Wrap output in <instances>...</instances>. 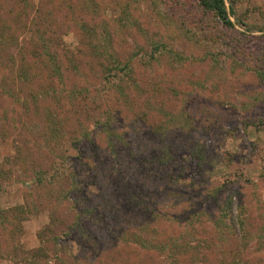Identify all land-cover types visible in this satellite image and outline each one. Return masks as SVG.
Wrapping results in <instances>:
<instances>
[{"label": "rangeland", "instance_id": "rangeland-1", "mask_svg": "<svg viewBox=\"0 0 264 264\" xmlns=\"http://www.w3.org/2000/svg\"><path fill=\"white\" fill-rule=\"evenodd\" d=\"M31 1L35 6L32 10L35 16L42 2L44 12L50 17L52 15L58 18L62 13L67 14L69 32L60 33L59 36L62 38L63 47L76 54L74 57L81 67L76 75L69 74L65 82V92H71L72 85L76 84L77 88L83 91L81 96L86 100V107L84 108L83 103L78 101L77 98L81 100V97L77 95L71 99L67 94L64 99L61 97L59 104L52 102L58 106L63 105L60 110L69 115H72L76 108L87 109L88 116H82V126L79 129L71 128L67 124L57 147L48 148L38 133H32L27 140L23 141L25 137L21 135L27 136L28 127L29 131L33 130L34 127L29 126V122L33 121L29 118V111L25 117L27 109L21 106V101V103L16 102L11 95H4L3 91L1 93L4 88L8 89L4 80H7L11 67L5 63L7 57L1 55L3 62L0 67V171L4 175L0 179V211L12 212L10 220L17 224L16 235L22 248L27 251L42 249L43 253L48 255L50 263L59 264L55 261L56 257L48 253L53 247L52 242L42 235L49 221L50 208L56 207L57 216L59 213H65L67 220L71 221V217L76 212L79 213L86 207L92 209L95 206L96 208L100 195L106 192L109 201L115 200L117 204L115 210L120 211L123 206L118 204L123 202L122 193L126 187L143 191V188L147 186L143 177L148 172L151 176H155L163 171L156 169V164L150 161L152 154L155 155L156 152L145 151L144 147L148 142L150 143L153 130L166 121L169 114L174 115L181 110L191 114L199 112L202 122L211 126L205 136L208 160L201 178L203 187L193 190V195L200 198L208 188L220 187L224 183L228 186L229 193L234 194V214L241 210V216L247 219L248 231L255 235L258 228L264 226V125L259 126L258 129L249 127L247 132H244L241 120L259 124V121L264 119V102L259 100L260 103H257L259 101L253 100L255 95L264 94V88L256 87L258 78L253 75L254 69L264 71V0H245L236 4L235 17L244 21L247 29L238 26L235 17H231V20L235 24V30L245 34L246 51L241 54H232L230 48L217 49L223 62L229 55L236 59L233 65L235 70L232 73L224 76L211 64L205 66L185 63L183 70L178 72L176 68L177 71L174 74L177 72L182 74V78L190 80V83L181 84L177 89L176 86L169 85L163 87L157 85L153 88L156 77L167 70L165 64L150 68L135 63L134 78L140 83L145 93L138 94L132 91L133 87L129 85L126 89L129 95L127 100L115 90L106 88L99 65L95 60L91 58L84 60L82 56L77 55L81 46L79 41L85 42V32L80 34L78 27L71 25L76 20L78 25L80 22L86 25V33L94 36L99 34L102 31L100 27L105 26L101 23L102 20H113L119 16L115 0H70V8L66 0ZM135 1L137 3H134ZM58 2H66V4L59 6ZM132 4L134 8H139L140 12L144 13L145 0H133ZM60 7L64 10L60 11ZM20 13L16 12L15 17L20 15L19 20L23 19V16L26 17L25 14L22 16ZM137 13L135 15L139 18ZM10 15L12 16L11 13ZM140 19L143 26H150L146 18L140 17ZM185 22L187 23V20ZM112 27L111 24L107 26L108 33L114 32ZM146 30L152 31L148 28ZM113 36L117 37L114 51H117L123 59L132 55L136 44L144 43L143 37L135 28L130 31H117V34ZM173 49L189 56H195L198 53L189 45L183 47L178 41H175ZM86 51L89 50L86 49ZM225 64H228V61ZM196 81L201 82L203 88L191 84ZM214 83L218 87L217 91H220L219 98L223 100L222 104L213 99L216 97L214 96L216 90L212 85ZM152 88L155 94L150 95L153 92ZM174 90L178 96H175ZM189 92H192L193 99H184L186 100L184 104L181 94ZM64 94L61 92V95ZM130 114L135 116L132 117ZM87 117L89 120H85ZM95 118H101L98 125L95 124L97 122ZM105 121H108L110 125L104 124ZM216 121L220 123L216 124ZM171 134L175 135L176 131H171ZM75 138H79V141L75 142ZM20 152L22 156L18 155ZM82 164L88 167L84 168L85 165ZM62 165L66 166L67 171L76 174L77 182L75 188H72L69 186L70 181L64 180L66 183H63L64 193L70 188L72 191L67 195V199L63 200L59 197L57 185L49 186L45 183V186H38L34 175V172L39 169L45 173L48 168L54 167L58 170ZM176 166H184L188 174H195L194 164L188 162L187 156L180 157L167 170L176 172ZM51 176L52 173L49 172L46 179ZM60 181L61 178L54 182L57 184ZM150 188V196L145 197V201L148 202L149 209L157 210L154 204L166 197L167 192L154 188V185ZM143 207H139V212L145 214L142 211ZM96 209L100 214H106L100 206ZM127 209L126 213L120 216L131 220L133 212L130 210L132 209L130 207ZM212 210V205L208 204L207 211L211 213ZM106 211L111 214L110 210ZM95 217L83 215L80 223L81 230H74L68 239L63 240L65 244H68V250L65 251L68 256L78 259L80 264H90L94 256L99 258L95 259L96 263L101 264H163V257L158 256L157 253L145 254L137 248L125 249L118 239L121 237L118 235L117 227L113 225L107 228L102 222H97ZM186 220L190 219L185 217L184 220H180L169 228V231L175 237L185 236V233L191 232L194 240L190 237H185V240L197 250L194 251L197 253H190L180 258L178 264H215L216 255L224 252L225 260L239 253V256L246 260L264 261V250L257 249L255 237L250 239L248 248L245 250L237 249L235 241L229 239L226 243L222 242L220 245L222 252H218L216 246L220 242L217 241V233L213 225L203 219L201 223L195 222L193 227H190L186 224ZM154 227L159 228L156 225ZM5 228L7 231H12L13 226L8 222ZM38 235L41 238H38ZM93 236L97 243L92 240ZM116 239L118 242L114 250L113 248L112 251L102 250L101 253L102 243L109 244V241L113 243ZM95 261L94 264H96ZM69 262L71 263V260ZM0 264L12 263L0 259Z\"/></svg>", "mask_w": 264, "mask_h": 264}, {"label": "trees", "instance_id": "trees-1", "mask_svg": "<svg viewBox=\"0 0 264 264\" xmlns=\"http://www.w3.org/2000/svg\"><path fill=\"white\" fill-rule=\"evenodd\" d=\"M66 1L69 2L67 6L70 8V0ZM132 1L115 0L119 16L113 20H102L101 23L105 26H101L102 31L95 36L86 33L87 27L82 22L78 25V22L74 20L71 24L78 27L80 34L85 32V42L79 41L81 46L77 55L82 56L84 60L88 58L95 60L99 65L106 88L115 90L126 100L129 98L126 91L129 85L133 87L132 91H136L138 94L145 93L140 83L134 78L135 63L150 68L160 67L164 63L167 70L156 77V83L154 82L152 86L155 88L157 85L161 87L169 85L176 86L177 89L181 84L190 83V80H185L182 78V74L178 73L183 70L185 63L205 66L211 64L225 76L235 70L233 65L236 63V59L229 55L227 60H224L225 63L228 61V64H225L220 54L217 53V49L227 47L231 49L232 54H241L246 51L245 34L235 30V24L231 20V17H235L236 4L245 0H227V2L226 0H145L144 13H141L139 8H134ZM42 3L38 6L40 9L37 8V16H35L34 11H32L35 6L31 0H0V67L3 62L1 55L7 57L5 63L11 66L8 78L4 80L8 89L4 88L1 93L3 91L4 95H11L16 102L21 101V106L27 109V111L25 109V117L28 111L30 112L29 118L33 122H29V126L34 128L29 131L30 128L28 127L27 136L21 135L25 137L23 141L27 140L32 133H38L45 145L50 148L59 145L63 129L67 124L71 128H81L82 116L87 115V109L76 108L75 112L69 115L60 110L63 105L58 106L52 102L55 101L59 104L67 94L68 98L71 99L77 95L81 97V100L77 98L78 101L83 103L84 108L86 107V100L81 96L83 91L81 88H77L76 84L72 85L71 92H65V82L69 74L76 75L81 67V64L74 57L76 54L63 47L62 38L59 36L60 33L69 32L67 14L62 13L58 18L52 17V15L50 17L44 12ZM58 3L59 6L66 4V2ZM59 10L63 11L64 9L60 7ZM16 12H21L20 14L22 16L25 14L26 17L23 16V19L19 20L20 15L15 17ZM135 13L139 15V18ZM140 17L146 18L150 26H143ZM235 18L237 25L246 30L247 24L238 17ZM110 24L113 26V33L107 31V26ZM133 28L143 37L144 43L136 44L132 55L123 59L117 51H114L117 37L113 35L117 34V31H130ZM147 28L152 29V31L146 30ZM22 29H24L23 32ZM149 33L152 34L149 35ZM175 41L181 43L183 47L189 45L198 53L195 56H189L182 51L176 52L173 49ZM231 59L232 62H230ZM176 68H178V72L174 74L177 71ZM253 75L258 78L256 87L264 88V71L254 69ZM191 84L203 88L201 82L196 81L191 82ZM212 85L213 89L216 90L214 92L216 97L213 99L222 104L223 100L219 98L220 91H217V85L215 83ZM61 92L65 94L61 95ZM153 94H155L154 89L150 95ZM174 94L178 96L175 90ZM181 95L184 104L186 103L184 99H193L192 92ZM148 97L150 98V96ZM253 100L264 102V94L255 95ZM130 115L135 116L134 114ZM95 119L97 121L95 124L98 125L101 118ZM85 120H89L88 117ZM219 121L221 122L222 118ZM219 121H216V124H219ZM104 124L110 125L108 121H105ZM241 124L243 131L247 132L249 127L258 129L259 126L264 125V119H261L259 124L241 120ZM209 128L211 129L210 124L202 122L199 112L191 114L181 110L180 113L169 114V118L153 130L150 143L148 142L147 146L144 147L145 151L156 152L155 155L152 154L150 161L152 164H156V169L163 171L155 176H151L148 172L143 177L147 183L143 191L126 187L122 193L123 202L118 204L123 206H121L120 211L115 210L117 204L115 200H108L109 196L106 192L100 195L99 203L97 202L96 205V208L100 206L106 214H100L95 206L92 209L86 207L81 212H76L69 221L65 213H59L57 216V208L51 207L49 221L42 235L46 236L49 242H52L53 247L48 253L56 257V263H79L78 259L67 255L65 251L68 250V244H65L63 240L68 239L74 230H81V217L86 214L96 216L97 222H102L107 228L113 225L115 228L117 227L118 235L121 237L118 239L125 249L137 248L144 251L145 254L157 253L158 256L163 257V264H178L180 258L190 253H197L194 252L197 250L185 240V237L194 240L191 232L185 233V236L175 237L169 231V228H172L180 220H184L185 217L190 219L186 220V224L190 227H193L195 222L201 223L203 219L213 225V229L217 233V241L220 242L216 246L218 252H222L220 249L222 242L226 243L229 239L235 241L237 249L245 250L253 237H255L257 249L263 251L264 226L258 228L255 235L248 231L247 219L241 216V210L238 207L239 211L234 214V194L229 193L227 185L222 183L220 187L208 188L201 194L200 198L195 197L192 193L193 190L203 187L201 178L208 160L205 136L209 132ZM171 131H176V134L172 135ZM73 132L76 131L73 130ZM78 141L79 138H75V142ZM19 154L20 156L23 155L22 152ZM186 156L188 162L194 164V175L188 174L184 166H176V172L167 170L180 157ZM82 165H85L84 168L88 167L86 164ZM49 172L52 173V176L46 179ZM65 172L67 173L65 174ZM3 175L0 171V179ZM34 175L38 186H45V183H48L49 186L57 185L61 200L67 199V195L72 191L70 188L64 193L65 179L70 181V187L75 188L77 185L76 174L67 171L64 165L58 170H55L54 167L48 168L45 173L39 169L34 172ZM60 178L61 181L55 184L54 181ZM92 184L95 183L92 182ZM151 185L160 191L165 190L167 192L166 197L154 204L157 210L149 209L148 202L145 201V197L150 196ZM58 203L60 204V202ZM208 204L212 205L211 213L207 211ZM127 207H130L132 209L130 212H133L131 220L120 216L122 213H126ZM139 207H143L142 211L145 214L139 212ZM106 210H110L111 214L107 213ZM127 211L129 210L127 209ZM11 217L12 212L0 211V259L12 264H54V262H49L48 255L43 253L42 249L27 251L22 248L16 235L17 224L10 220ZM140 217L141 219H139ZM8 222L13 226L12 231H7L5 228V224ZM155 225L159 228L156 229ZM249 235H251L250 238H248ZM39 237L41 238L40 235H38ZM92 240L97 243L94 236ZM117 242L116 239L113 243L110 241L109 244L102 243L101 253L112 251V248L114 250ZM224 254L226 253L216 255L215 264H264V261L246 260L240 257L239 253L231 259L225 260L224 256L226 255ZM95 259L98 260L99 258L94 256L90 264H94Z\"/></svg>", "mask_w": 264, "mask_h": 264}]
</instances>
